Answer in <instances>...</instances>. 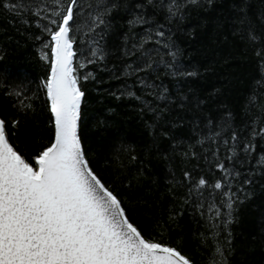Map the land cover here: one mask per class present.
Instances as JSON below:
<instances>
[{
  "label": "trees",
  "instance_id": "obj_1",
  "mask_svg": "<svg viewBox=\"0 0 264 264\" xmlns=\"http://www.w3.org/2000/svg\"><path fill=\"white\" fill-rule=\"evenodd\" d=\"M69 2L0 0V119L34 168L53 141L46 29ZM74 12L78 136L128 221L190 264H264V0H77Z\"/></svg>",
  "mask_w": 264,
  "mask_h": 264
},
{
  "label": "snow or ice",
  "instance_id": "obj_2",
  "mask_svg": "<svg viewBox=\"0 0 264 264\" xmlns=\"http://www.w3.org/2000/svg\"><path fill=\"white\" fill-rule=\"evenodd\" d=\"M76 3L70 0L60 13L57 30L46 29L52 43L43 86L55 138L36 157L38 167L14 150L0 119V264H190L176 249L142 238L85 160L78 136L85 93L70 36Z\"/></svg>",
  "mask_w": 264,
  "mask_h": 264
},
{
  "label": "water",
  "instance_id": "obj_3",
  "mask_svg": "<svg viewBox=\"0 0 264 264\" xmlns=\"http://www.w3.org/2000/svg\"><path fill=\"white\" fill-rule=\"evenodd\" d=\"M49 74H50V71H49ZM47 100H48V98H47ZM48 105H49V110H50V101L49 100H48ZM50 113H51V110H50ZM51 117H52V123H53V141H52V143H53L54 142V138H55V136H54L55 129H54V116H53L52 113H51Z\"/></svg>",
  "mask_w": 264,
  "mask_h": 264
},
{
  "label": "rangeland",
  "instance_id": "obj_4",
  "mask_svg": "<svg viewBox=\"0 0 264 264\" xmlns=\"http://www.w3.org/2000/svg\"><path fill=\"white\" fill-rule=\"evenodd\" d=\"M36 167H38V166L36 165Z\"/></svg>",
  "mask_w": 264,
  "mask_h": 264
}]
</instances>
